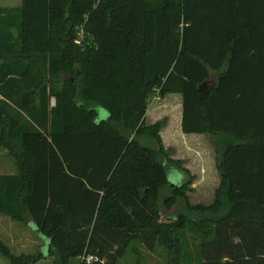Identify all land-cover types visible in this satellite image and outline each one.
Masks as SVG:
<instances>
[{"label": "trees", "instance_id": "obj_1", "mask_svg": "<svg viewBox=\"0 0 264 264\" xmlns=\"http://www.w3.org/2000/svg\"><path fill=\"white\" fill-rule=\"evenodd\" d=\"M0 60L15 168L0 175V215L48 240L47 256L0 241L8 264H118L134 244L169 264H264V0H21L0 7ZM154 94L180 95L182 133L213 140L208 206L190 203L162 123L145 125Z\"/></svg>", "mask_w": 264, "mask_h": 264}, {"label": "rangeland", "instance_id": "obj_2", "mask_svg": "<svg viewBox=\"0 0 264 264\" xmlns=\"http://www.w3.org/2000/svg\"><path fill=\"white\" fill-rule=\"evenodd\" d=\"M21 0H0V5L13 6L17 8ZM212 80L215 76L212 75ZM1 105V104H0ZM50 105L54 106V98L50 99ZM181 97L180 95H167L164 98L151 95L147 100V111L145 125L162 123L160 137L165 150H169V157L181 161L193 177L191 191L188 198L192 205H210L215 197L219 186L220 176L216 168V151L213 140L206 135L183 134L180 129ZM100 119H106V113L101 110ZM155 147L152 140L143 142ZM15 172L14 163L6 150L0 148V175H8ZM183 175L176 169L169 168L168 181L170 184H179L183 181ZM181 202V201H180ZM179 202L170 213L162 209V219L170 220L174 211L181 206ZM188 243L187 251L194 252V244L190 241L189 234L185 235ZM0 241L5 244L15 256H34L43 254L47 256L48 240L36 231V227L30 221L23 223L13 222L9 217L0 215ZM118 262V264H169L168 255L162 249L157 248L153 252L145 250L140 244L133 245ZM132 247V248H134ZM0 264H8V261L0 255ZM35 264H53V258H45Z\"/></svg>", "mask_w": 264, "mask_h": 264}, {"label": "built area", "instance_id": "obj_3", "mask_svg": "<svg viewBox=\"0 0 264 264\" xmlns=\"http://www.w3.org/2000/svg\"><path fill=\"white\" fill-rule=\"evenodd\" d=\"M82 260H84L85 263L89 264L92 262H96L97 258L93 256H88V257L83 258Z\"/></svg>", "mask_w": 264, "mask_h": 264}, {"label": "crops", "instance_id": "obj_4", "mask_svg": "<svg viewBox=\"0 0 264 264\" xmlns=\"http://www.w3.org/2000/svg\"><path fill=\"white\" fill-rule=\"evenodd\" d=\"M21 3L19 5H16L15 7H20ZM0 7L2 8H11L13 6H5L4 4L0 5ZM1 62V60H0ZM180 123H181V115H180ZM182 132V131H181ZM193 135V134H192ZM198 136V135H197ZM15 172H13L12 174H14ZM219 184H220V181H219Z\"/></svg>", "mask_w": 264, "mask_h": 264}, {"label": "water", "instance_id": "obj_5", "mask_svg": "<svg viewBox=\"0 0 264 264\" xmlns=\"http://www.w3.org/2000/svg\"><path fill=\"white\" fill-rule=\"evenodd\" d=\"M203 88H204V85H202L199 89H200V90H203ZM170 185H172V186H177L178 184H170Z\"/></svg>", "mask_w": 264, "mask_h": 264}]
</instances>
